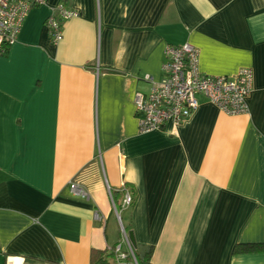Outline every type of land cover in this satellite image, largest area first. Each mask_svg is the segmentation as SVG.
<instances>
[{"label": "crops", "instance_id": "0c3cea01", "mask_svg": "<svg viewBox=\"0 0 264 264\" xmlns=\"http://www.w3.org/2000/svg\"><path fill=\"white\" fill-rule=\"evenodd\" d=\"M61 2L78 16L54 42L45 19ZM185 42L206 74L253 70L249 112L200 95L182 123L142 133L134 96L161 79L165 45ZM106 184L119 207L131 193L122 220L153 264H264V250L234 252L264 245V0L31 8L0 55V264H90L120 243Z\"/></svg>", "mask_w": 264, "mask_h": 264}, {"label": "built area", "instance_id": "2783aa9c", "mask_svg": "<svg viewBox=\"0 0 264 264\" xmlns=\"http://www.w3.org/2000/svg\"><path fill=\"white\" fill-rule=\"evenodd\" d=\"M42 4L44 0H0V55L16 41L31 8ZM76 16V9L68 8L62 2L55 5L45 19L50 39L59 41L62 38L63 21ZM163 54L161 79L154 81L148 76L147 79L152 83L150 91L147 94L137 92L134 96L140 132L163 129L167 123H182L198 109L200 95L228 115L249 112L247 99L253 84L251 68L241 67L230 75L206 74L199 66V48L189 42L166 44ZM69 187L73 194L89 198V192L79 182L73 180ZM106 188L121 230V242L116 244L113 251L117 259L124 260L127 255L133 257V252L118 209L131 206L133 197L128 190H124L119 207L113 199L112 188L108 184ZM124 244L127 245L126 249L123 248Z\"/></svg>", "mask_w": 264, "mask_h": 264}, {"label": "trees", "instance_id": "16d2710c", "mask_svg": "<svg viewBox=\"0 0 264 264\" xmlns=\"http://www.w3.org/2000/svg\"><path fill=\"white\" fill-rule=\"evenodd\" d=\"M113 197L114 193L112 192ZM126 232L129 230L124 227ZM116 246V245H115ZM114 246V247H115ZM113 247V248H114ZM111 249L104 250H93L91 254L90 264H153L152 263V246H144L137 245L132 247L133 257L131 255H127L124 260H119L116 257L115 252ZM264 250V245L262 244H248V245H237L234 248V252L245 251V252H253Z\"/></svg>", "mask_w": 264, "mask_h": 264}, {"label": "water", "instance_id": "95a60500", "mask_svg": "<svg viewBox=\"0 0 264 264\" xmlns=\"http://www.w3.org/2000/svg\"><path fill=\"white\" fill-rule=\"evenodd\" d=\"M127 235H128V239H129V242L131 244V247H135L136 246V240L134 237V232L132 230H129L127 232Z\"/></svg>", "mask_w": 264, "mask_h": 264}, {"label": "rangeland", "instance_id": "374dc122", "mask_svg": "<svg viewBox=\"0 0 264 264\" xmlns=\"http://www.w3.org/2000/svg\"><path fill=\"white\" fill-rule=\"evenodd\" d=\"M117 208H119L118 206H117ZM119 210V215H120V218H121V223H122V225L126 228V225H125V223H124V220H122L123 219V210L122 209H118Z\"/></svg>", "mask_w": 264, "mask_h": 264}]
</instances>
